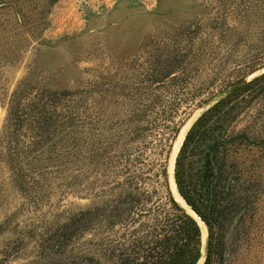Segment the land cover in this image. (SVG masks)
Masks as SVG:
<instances>
[{
  "label": "rangeland",
  "instance_id": "rangeland-1",
  "mask_svg": "<svg viewBox=\"0 0 264 264\" xmlns=\"http://www.w3.org/2000/svg\"><path fill=\"white\" fill-rule=\"evenodd\" d=\"M261 66L264 0H0V264L36 262L50 229L129 176L152 192L168 165L173 192L188 129ZM29 99L43 123L27 122L35 106L9 117ZM259 213L220 264H264Z\"/></svg>",
  "mask_w": 264,
  "mask_h": 264
},
{
  "label": "trees",
  "instance_id": "trees-1",
  "mask_svg": "<svg viewBox=\"0 0 264 264\" xmlns=\"http://www.w3.org/2000/svg\"><path fill=\"white\" fill-rule=\"evenodd\" d=\"M38 101L11 107L9 117L35 106L41 119L34 116L27 122L43 123L48 107ZM240 123L245 125L241 128ZM178 131V125L173 127L171 139ZM182 143L174 163L179 193L209 229L204 264L224 263L235 252H229L232 241L252 238L261 221L264 180L258 160L264 153V74L204 112ZM162 168L156 173V190L144 191L139 178L129 176L115 197L58 223L31 264H198L202 229L173 195L168 165Z\"/></svg>",
  "mask_w": 264,
  "mask_h": 264
},
{
  "label": "water",
  "instance_id": "water-1",
  "mask_svg": "<svg viewBox=\"0 0 264 264\" xmlns=\"http://www.w3.org/2000/svg\"><path fill=\"white\" fill-rule=\"evenodd\" d=\"M262 74H264V66L261 68V69H259L258 71H256L255 73H253L252 75H250L249 77H247V78H245V79H243L242 81H239L238 83H236V84H234V85H232L231 87H229L228 89H226V90H224L221 94H220V96H218L216 99H214V100H212L209 104H211L209 107H207V109H206V111L207 110H209L211 107H213L218 101H220L221 99H223V98H225V97H227L229 94H231V93H233L235 90H237V89H239L240 87H242V86H244L246 83H248L249 81H251V80H253V79H255V78H257V77H259V76H261ZM208 105V104H207ZM205 111V112H206ZM186 123V122H185ZM194 124V123H193ZM193 124H192V126H193ZM185 125V124H184ZM183 125V126H184ZM183 126H182V128H183ZM191 126V127H192ZM191 127H190V129H191ZM182 128H181V130H182ZM189 129V130H190ZM181 130H180V132H179V134L177 135V137H176V139L179 137V135L181 134ZM189 132V131H188ZM188 132H187V134H188ZM186 134V135H187ZM186 135H185V137H184V140H185V138H186ZM176 139H175V142H176ZM184 140H183V142H184ZM175 142H174V145H175ZM174 145H173V148H174ZM182 145H183V143H182ZM182 145H181V147H182ZM181 147H180V149H181ZM173 148H172V151H173ZM180 149H179V151H180ZM172 151H171V155H172ZM179 151H178V154H179ZM178 154H177V156H178ZM177 158V157H176ZM170 160H171V158H170ZM175 163H176V159H175ZM174 169H175V167H174ZM174 179H175V171H174ZM175 184H176V181H175ZM176 186H177V184H176ZM177 191H178V193H179V190H178V187H177ZM179 195H180V193H179ZM180 197L183 199V197L180 195ZM183 201H185L184 199H183ZM185 203H186V201H185ZM187 204V203H186ZM187 206L189 207V209L194 213V215L193 214H190V213H188L187 211V213L188 214H190L192 217H194L195 219H196V221L199 223V225H200V223H203L204 225H205V227L207 228V231H208V235H207V243H206V254H205V258H204V263H205V260H206V257H207V252H208V248H209V229H208V227H207V225L202 221V219L192 210V208L187 204ZM203 231V230H202ZM203 263V264H204Z\"/></svg>",
  "mask_w": 264,
  "mask_h": 264
},
{
  "label": "bare ground",
  "instance_id": "bare-ground-1",
  "mask_svg": "<svg viewBox=\"0 0 264 264\" xmlns=\"http://www.w3.org/2000/svg\"><path fill=\"white\" fill-rule=\"evenodd\" d=\"M190 129V128H189ZM188 129V131H189ZM187 131V132H188ZM177 140V139H176ZM176 143V142H175ZM170 179H171V185H172V189H173V192H174V195L176 197V199L179 201V203L184 207L186 208L191 214L194 215V213L189 209V207L187 206V204L185 203V201H183V199L180 197L178 191H177V186L175 184V179H174V162H172V165H171V169H170ZM195 216V215H194ZM200 227L201 229L203 230V242H204V247L202 245V248H203V253L205 252V247H206V242H207V235H208V231H207V228L205 227V225L203 223H200ZM203 258H204V254L201 258V260L199 262H203Z\"/></svg>",
  "mask_w": 264,
  "mask_h": 264
}]
</instances>
